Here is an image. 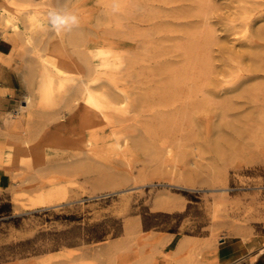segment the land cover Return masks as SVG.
<instances>
[{"label":"rangeland","instance_id":"obj_1","mask_svg":"<svg viewBox=\"0 0 264 264\" xmlns=\"http://www.w3.org/2000/svg\"><path fill=\"white\" fill-rule=\"evenodd\" d=\"M159 5L154 3L156 9ZM210 5L207 23L218 40L227 44L226 50L219 44L213 47L216 79L231 80L238 74L239 61L245 75L253 78H243L248 87L245 97L230 94L236 104L223 119L217 113H202L204 118L194 129L184 131L175 123L173 131H168L164 117L180 107L177 103L168 110L170 103L165 98L169 92L164 86L169 78L178 80L172 71L185 64L182 34L157 29L148 41L143 37L151 30L148 23L136 27V19L127 20L122 14L125 8H108L104 0H0V37L12 32L15 23L26 38L25 51L11 64L7 58L0 59L18 78L17 91L0 87V172L11 180L7 189L0 190V264H22L66 253H73L71 259L56 264H136V256L143 252L151 254L149 264H191L213 251L219 254L225 241L264 242V42L259 50L260 69L252 72L251 62L243 57L249 42L241 29L234 35L228 28L240 3L212 0ZM174 6H165L166 12L154 21L177 18L172 15ZM53 8L76 15L78 25L59 33L52 30L48 12ZM154 11L157 14L156 10L143 11L142 18L148 19ZM263 18L256 16L250 35L264 26ZM71 34L77 35L74 44L69 41ZM98 47L111 51L112 64L100 74H91L86 51ZM228 57L231 67L223 60ZM42 64L53 75V90L46 97L40 94ZM60 81L66 82L65 87L60 88ZM82 82L87 89L123 90L129 96V102L123 98L125 104L96 100L105 112L118 107L116 117L128 128L141 126L136 132L117 130L120 143L137 137L148 148L134 146L128 162L123 152L104 139L94 137L80 143L94 151L91 155L77 149L76 142H71L75 127L58 130L55 114L69 116L67 105L59 99ZM228 86H217L222 96L213 98L215 112H220ZM27 93L33 94V104L26 103ZM135 97L144 101L136 103ZM8 99L10 104L5 102ZM173 114L178 117L180 111ZM221 120L229 126L211 134L208 122L215 125ZM145 121L152 125L150 133L143 130ZM219 135L226 141L214 149L212 140ZM100 169L111 172L103 174ZM45 197H52L51 202L32 206ZM163 200L179 207L157 209L155 205ZM182 241L186 246L179 249Z\"/></svg>","mask_w":264,"mask_h":264},{"label":"bare ground","instance_id":"obj_2","mask_svg":"<svg viewBox=\"0 0 264 264\" xmlns=\"http://www.w3.org/2000/svg\"><path fill=\"white\" fill-rule=\"evenodd\" d=\"M14 1H18V0H14ZM28 1H31V0H28ZM155 2H159L161 4L158 6V9H156L155 7L156 5L154 6ZM211 2L212 0H104V5L108 8L109 7L112 8L115 6L119 8H125L126 9L125 13H122V14H125L126 19L128 17H129L128 18L129 20L131 19L130 17H132V19L133 18L136 19V24H134L136 25V27H138L139 25L148 23L151 27V30L149 29L148 30L149 32H146L145 35L143 33V37L147 38L148 41H151V34H153L155 30L157 29L164 30V28H167V30L169 31L182 34L179 36L180 38L185 37L183 40V43L181 44V49H183L185 64L182 67L178 68L177 70L172 71L173 76L179 77L178 80L176 81L175 78L173 77L172 79L169 78L168 81L166 82V85L164 86V89H168V92H169V95H166L167 93L165 94L166 95L165 99H169L168 102L170 103L168 110L170 109V106L172 108L173 105L175 106L177 103L179 104L178 106L180 107L179 110H176V109L173 110L172 114L170 113V116L168 114L166 115L165 113H163L164 115H166L164 119H166V129L168 131H170L171 129H172L171 131H173V128L175 125H177L178 127H181L183 130L186 127L193 128L195 126H198L199 121L204 118L201 115L202 113L205 115H208V113H217V116L223 119L224 115H226V112L232 109L235 106L234 104H236L234 95L231 96L230 94L236 93L235 94L236 96H238L237 94H239V96L245 97L244 92H245V89H248V87L245 86L246 81H244L245 79L243 78L246 77L247 80L253 78V76L248 77L245 75L246 71L244 67L242 66V62L237 61L238 66L236 68H237L238 74L236 76H234L231 80H226V81H219L216 79L215 74L217 72V67L214 64L213 47L214 45L219 44L220 49L226 50L227 44L224 41L222 42L218 40L219 38L216 35V31L212 28L213 26L211 27L210 26L211 23H207L208 21L207 16L209 15L208 8L211 7L210 5ZM238 3H240V5L237 7L238 9V12L236 13L237 16L231 19L230 23L228 24V28L231 31L230 34L232 33L234 35L238 33L237 32L238 29H241V32L243 33V38L249 42V44L247 45L245 44V46L249 48V51H244L243 57L246 56L248 58V60L251 62L250 71L255 72L260 69V65L258 64V57H259V52H260L259 50L263 49L261 48V46L263 47L262 42H264V26L258 28L254 32V35H250L249 32H250L252 23L255 22L256 20V16L259 18L264 17V0H238ZM171 4L175 5L172 9L174 10L175 13L172 15L176 16L177 18H175L172 21L163 20L162 22H155L154 21L155 19H157L158 17H161V15L164 14V12H166L167 9L165 6L171 5ZM2 8L10 10L9 6L7 7L6 4H2ZM147 9L156 10L157 14L154 11L152 16H148V19L142 18V12L146 11ZM10 11L13 12V9ZM123 11H120V12H123ZM114 16L116 15L114 14ZM1 18H3V16H1ZM194 18H198V20L196 21L192 20ZM201 22L204 25L207 23L210 27L207 24L206 26L208 27L203 26V25L200 26ZM12 26H13V31L8 32V34H5L3 36V39L10 41L14 44V51L10 53L9 55H0L1 57H6L9 60L8 61L9 64H11L14 57L20 56L21 53L25 51L24 48L26 47L25 45L26 38L23 37L22 31L19 30V28L17 27L15 23H12ZM133 29L135 30V28ZM157 33H160V32L156 31L155 34ZM120 34L122 35V32ZM114 36H118V35H113V37ZM134 36L136 35H133V37ZM76 38H77L76 34H71L69 37V41L74 44L77 41ZM105 41L107 42L109 41V39L106 38ZM146 43H143V44L141 43V44L142 46H144V44ZM149 44H146V45H149ZM140 48L141 46H139V49ZM136 52L137 51H135V53ZM110 53H111L110 50H105L101 47L89 48L86 51V54L90 56L88 58L89 60L88 68L91 74H92V71L100 74L103 69L111 66L112 63H109V60L114 55H110ZM100 60H102L103 63H100ZM223 60H224V63L228 65V67H231L230 63L232 59L230 57L225 58ZM38 64L40 65L41 63H38ZM41 66L40 68L43 70V73L41 72L43 76V82H42V89H40V94L42 97L44 96L46 97L47 94L51 93L53 90L50 88L52 87V84H53V79H52L53 75L50 73V70L48 69V67H46L45 65H43L42 67ZM57 70L60 73L64 72L61 68H58V67H57ZM109 80L112 83H115L113 77H109ZM65 84L66 82L60 81V84H59L60 88L65 87ZM220 84L222 86H226V85H229V86L224 88L223 93L225 94V96L221 97L222 99L220 100V103H219L221 107L220 112H215L214 111L215 107H212V104L213 106H216L214 105L213 98L214 97L217 98V96H222L221 95L222 93L220 94V92L216 90L217 86H219ZM75 88L77 89H69L68 91L65 92L64 95L60 97L59 102L60 104L67 105L66 109L69 111V116L67 117L66 115H63L64 113L61 111L60 112L63 114L59 113L60 114L59 117L55 114V119H56L55 125L57 129L60 131L65 129L68 125H73L75 127V132L73 134L74 138L71 142H76L77 149H82L83 153L86 152L88 155H91L94 153V151L81 147L80 143H84L86 139H91L94 137L98 139H104L106 142H108V146H110L113 149L120 150L121 152H123L125 159L128 162V155L133 150H136L134 149V146L142 145L148 148V146L144 145V142L141 141L143 139H141L140 141L139 140L136 141L137 137L136 138L134 137L131 140L129 138H126V141L123 144L120 143L119 138L116 137L117 130L119 131L120 129L121 130L130 129L131 132L133 131L136 132L140 130L141 126L139 125V127L138 126L136 127L133 124L132 126H129L128 128V125L126 124L124 125V122H125L124 120L123 122L120 120L121 118L118 120L116 117V111L119 109L118 107L114 109L115 111L105 112L103 111L102 105L98 102V100H96L97 98H99L100 100L105 99L110 104H114L115 106L125 104V101L123 100V98L128 101L129 96L123 90L118 89L119 92H116V91H111V90L109 91V89L108 90L87 89L86 84L83 82L81 86H77ZM161 95L163 94L161 93ZM148 96H147V99H149ZM25 99H26V103H32V104L34 103L33 94L31 93H27L25 96ZM147 99L145 98V100ZM137 100L140 102L144 101L143 99L136 98L135 102ZM164 102L166 103L167 100H165ZM160 103L162 104V102ZM140 104L141 103H139L138 106ZM164 105H166L165 109L167 111L166 107H168V105L167 104H164ZM152 107L154 108V105ZM157 107L159 106L157 105ZM57 109H60V108H57ZM162 109L165 110L164 108ZM158 110H160V108ZM175 111H180V115L178 117L175 116L176 113L173 114ZM159 112L160 111H158L157 113ZM161 113L162 112H160V114ZM159 115L157 114L158 117ZM160 116L161 118L163 117L162 115ZM153 117L154 116L150 118L153 119ZM154 119H156V117ZM209 122L208 124L210 125H208V129L209 131H211V134H212V130L215 133L220 130L222 131L225 127L229 126L228 123H225L222 120L220 123H217L215 125ZM142 125H144L143 130L145 132L146 131L148 133L151 132L152 125L150 122L145 121L142 123ZM126 131L124 130L123 132H126ZM196 136L198 135L196 134ZM225 141H226L225 137L223 135H219L216 138L214 137V139L212 140V146L214 149H216L218 148V145L222 144V142H225ZM109 143H111V145ZM145 143H149V142H145ZM149 148L153 150V147L150 146ZM172 148H170V150ZM150 149H149V152H150ZM165 149L166 148H164V150ZM170 150H168V152ZM170 154L169 156L172 155ZM107 169L110 170L109 168ZM107 169H103V170L100 169V171L103 174H109L111 171L109 172L107 171ZM225 190L226 188L222 189V191H225ZM51 198L52 197H50V199L46 197L41 198L37 201H34L32 206L36 207L38 205H43V206L47 205L48 203L51 202L52 200ZM155 206L157 209L163 210V211H173L174 209L179 207L176 203L170 200L160 201ZM144 233H148V232H144ZM223 239L224 238H222L221 240ZM177 246L179 249H181L186 245L184 241H182ZM72 256H73V253H66V254H61L57 257L44 258L42 260H29L22 264H56V262L58 261H62L65 259L69 260L71 259ZM211 256L212 258H210ZM211 259H213V263L217 264L218 262L217 251H213L212 254H209L208 256H203V259L196 260L195 262H192L191 264H211L212 262ZM151 261H152L151 254H149L148 252H143L136 256V259L134 262H136V264H149Z\"/></svg>","mask_w":264,"mask_h":264},{"label":"crops","instance_id":"obj_3","mask_svg":"<svg viewBox=\"0 0 264 264\" xmlns=\"http://www.w3.org/2000/svg\"><path fill=\"white\" fill-rule=\"evenodd\" d=\"M13 45L0 37V55H9ZM6 57H1L4 59ZM18 78L10 70L9 66L0 61V87L11 88L17 91L16 83ZM8 104L11 101L8 99ZM10 177L4 172H0V190L10 186ZM219 264H264V242H246L244 240L225 241L217 251Z\"/></svg>","mask_w":264,"mask_h":264},{"label":"clouds","instance_id":"obj_4","mask_svg":"<svg viewBox=\"0 0 264 264\" xmlns=\"http://www.w3.org/2000/svg\"><path fill=\"white\" fill-rule=\"evenodd\" d=\"M48 21L52 30L61 32L71 30L73 26L78 25V17L63 9L53 8L48 12Z\"/></svg>","mask_w":264,"mask_h":264}]
</instances>
